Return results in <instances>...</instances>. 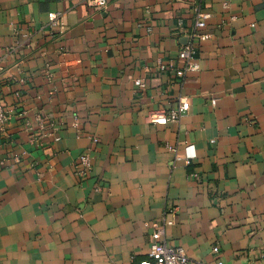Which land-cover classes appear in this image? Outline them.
I'll return each instance as SVG.
<instances>
[{"label": "crops", "instance_id": "crops-1", "mask_svg": "<svg viewBox=\"0 0 264 264\" xmlns=\"http://www.w3.org/2000/svg\"><path fill=\"white\" fill-rule=\"evenodd\" d=\"M107 1L0 0V264H137L163 218L191 261L264 264V0ZM197 10L210 38L179 78Z\"/></svg>", "mask_w": 264, "mask_h": 264}, {"label": "built area", "instance_id": "built-area-1", "mask_svg": "<svg viewBox=\"0 0 264 264\" xmlns=\"http://www.w3.org/2000/svg\"><path fill=\"white\" fill-rule=\"evenodd\" d=\"M87 4L91 7L97 8L101 12H104L108 7L107 0H86ZM210 17V14L201 12L197 10L196 21L194 25V30L190 32L186 38L185 44L181 47L178 52V60L183 64L182 68L175 71V75L182 78L187 73L198 72L200 69L199 62L197 59L199 43L205 42L210 38L208 33L203 32L205 28V20ZM48 22L51 27H62L61 16L59 13H49ZM169 69L172 70L173 66L170 64ZM165 66L160 63L159 69L161 71L165 70ZM2 68L0 66V72ZM135 86L142 88L143 83L140 80H135ZM216 99L211 100V105L215 106ZM188 110V102L185 98L180 99L179 104L176 108L170 109L165 112H155L152 113L148 120L152 125L165 126L168 123L178 122L182 113ZM10 112L7 110L0 100V132L4 133L6 125L10 120ZM38 126L40 130H43V123L40 118L37 119ZM30 130V128H29ZM42 135L40 133H31L28 138L29 143L32 146H39L41 142ZM97 140L93 139V143ZM196 150L193 144H187L184 147L182 155H177L176 160L182 161L185 165H190L196 159ZM18 160L17 158H15ZM78 173L87 174L91 169V157L88 151L82 153L78 157ZM194 177H196L194 175ZM99 190V188H96ZM171 220H166L163 218L160 222H152L151 227L153 229L150 235L149 250L147 253V260L139 262L137 264H203L201 262H194L189 260L184 249L182 247H168L163 241L164 230L167 226L172 225ZM147 226V224H145ZM130 264H134L131 262ZM217 264H222L221 262Z\"/></svg>", "mask_w": 264, "mask_h": 264}]
</instances>
